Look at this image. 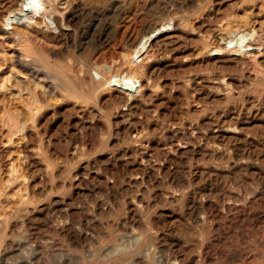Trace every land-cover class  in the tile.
Returning <instances> with one entry per match:
<instances>
[{"label": "bare ground", "instance_id": "obj_1", "mask_svg": "<svg viewBox=\"0 0 264 264\" xmlns=\"http://www.w3.org/2000/svg\"><path fill=\"white\" fill-rule=\"evenodd\" d=\"M210 2L97 57L70 51V0H13L0 14V54L30 70L12 86L0 63V264H264L262 221L246 222L264 205V40L247 23L234 35L207 23ZM195 50L213 61L202 72L181 66ZM233 64L242 69L226 72ZM204 90L233 102L199 120L190 99ZM243 170L261 185L224 190L212 208L210 181ZM167 205L194 224L155 228ZM23 242L30 251L17 254Z\"/></svg>", "mask_w": 264, "mask_h": 264}, {"label": "rangeland", "instance_id": "obj_2", "mask_svg": "<svg viewBox=\"0 0 264 264\" xmlns=\"http://www.w3.org/2000/svg\"><path fill=\"white\" fill-rule=\"evenodd\" d=\"M12 1L13 0H0V14L9 9ZM210 1L211 0H138V6L132 8L134 2H137V0H70L68 14H75L76 19L71 20V23L77 29L76 36L69 41L70 51L78 55L97 51L96 57L104 54L109 56L111 50L116 48L117 51L130 45L131 39L125 38L128 33L129 36L132 35L130 37L134 38L144 27H148L155 21L161 19L170 21L176 13L181 12L194 16V13H197L199 4H204L202 8H205L207 5L211 4ZM213 3V11L208 9L209 14H203L207 23L210 22L212 26L213 24H217L218 26L221 25L222 27H226L233 35L235 34L233 31L234 28L241 23H247L249 27L255 29L253 35L254 40H264V0H213ZM202 8H200L199 11ZM136 13L140 14L138 18L139 21L136 23V26L133 27V31H129L128 27L131 25ZM3 22L4 21L0 17V23L2 24ZM19 27L22 28V25H19ZM172 28L173 25H170L169 29ZM184 40H186L188 46H192L194 43H198L199 38L196 34H192L187 35ZM209 42L211 45L216 44V39L213 38ZM13 43L14 41L12 38H7L4 49L11 51L17 48ZM0 57L1 70L6 76L9 75V83L12 86H17L22 83L18 74L24 76L26 80L29 79L30 70L28 67L22 65L23 62L20 59H14V62L16 60V67L22 70V72L12 69L9 53L0 54ZM207 64L212 65L213 61L207 62L203 58L198 57L197 50H195L191 58L187 60V63L181 64V66L184 67L185 70L189 69L194 72H202ZM177 68V66L170 68V71H168L169 75L175 76L178 74L179 69ZM241 69L242 64H233L225 67L226 72L238 73ZM93 73L96 77H99L97 72L93 71ZM190 101L192 104L200 105L201 108L205 109V111H199L201 108L198 109L196 105H193L189 110V114L195 118L199 117V120L206 116L204 114L210 115L214 111L228 107V104L233 102L232 100L228 103L227 99L222 95H214L206 90H204L203 93L197 94L196 97L190 99ZM158 102L163 105L168 114H173L172 107H166L168 103L166 99L158 100ZM64 122L65 121L61 119L56 125L60 124L61 127H64ZM63 144L65 145L66 142L63 141ZM262 177L263 175L260 172L252 173L249 170H243L238 174L235 173L228 177L213 178L210 181V186L213 190L209 193L212 198L209 205L214 208V204L219 201V193L229 188L237 189L244 193L246 188L260 186ZM253 207H255V220H247L246 222L256 227L258 225L256 219H258L262 221L261 226L264 227V205L257 201L253 204ZM166 208L167 215L160 218L154 216L150 217L152 220L151 223L155 228L161 230L164 224L172 225L174 231L179 234L181 228L194 224L186 211L183 214L179 207L174 210L176 208L175 205H167ZM160 210L161 207L157 208V211ZM216 222L220 223L222 226L224 224L243 226L239 223L240 221H236L235 219L231 220L225 216L219 217L216 219ZM253 250L256 252L260 251V249ZM29 251V243L23 242L16 253L28 254Z\"/></svg>", "mask_w": 264, "mask_h": 264}]
</instances>
